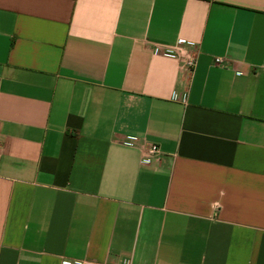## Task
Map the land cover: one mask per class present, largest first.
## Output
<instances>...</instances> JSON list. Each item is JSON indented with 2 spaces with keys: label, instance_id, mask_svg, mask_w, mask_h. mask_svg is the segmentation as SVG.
Returning <instances> with one entry per match:
<instances>
[{
  "label": "crops",
  "instance_id": "1",
  "mask_svg": "<svg viewBox=\"0 0 264 264\" xmlns=\"http://www.w3.org/2000/svg\"><path fill=\"white\" fill-rule=\"evenodd\" d=\"M65 263L264 264V0H0V264Z\"/></svg>",
  "mask_w": 264,
  "mask_h": 264
},
{
  "label": "built area",
  "instance_id": "2",
  "mask_svg": "<svg viewBox=\"0 0 264 264\" xmlns=\"http://www.w3.org/2000/svg\"><path fill=\"white\" fill-rule=\"evenodd\" d=\"M178 44L179 45L176 47H168V48L163 49V51L156 49V52L159 51L165 56L175 58V57H178L179 51H182L183 57H182L181 62H182L183 67L186 70H188L189 72H193L194 67L196 66V59H197L196 54L193 51H189L186 48L182 47L181 44H184L183 41H179ZM214 63L218 66H225L226 65V62L221 58H216ZM131 140H132V138L128 137L126 139V141H124L123 143L125 145H130ZM159 155H160L159 147L155 144H151L146 151V157H144V159H142V163L145 164V163L149 162V160L151 158L159 157ZM65 264H70V263H65ZM72 264H79V263H72Z\"/></svg>",
  "mask_w": 264,
  "mask_h": 264
}]
</instances>
